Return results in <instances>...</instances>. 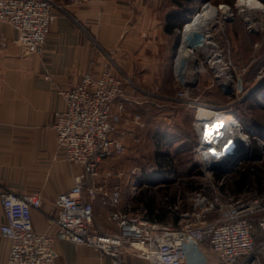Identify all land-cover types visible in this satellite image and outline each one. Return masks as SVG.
Returning <instances> with one entry per match:
<instances>
[{"label":"built area","instance_id":"2783aa9c","mask_svg":"<svg viewBox=\"0 0 264 264\" xmlns=\"http://www.w3.org/2000/svg\"><path fill=\"white\" fill-rule=\"evenodd\" d=\"M70 1L82 4L88 0ZM60 11H64V6L55 0H0V22L18 32L17 42L25 54L42 53ZM239 17L248 33L264 35L263 0L217 4L206 0L182 27L174 62L176 97L198 112L210 108L191 94V88L210 72L223 92L238 100L253 95L264 97V65L249 85L245 81L247 68L235 72L225 33L226 23ZM189 23H196V28L187 37ZM262 44L256 42V49ZM96 50L105 57L101 69L88 70L74 86L58 89L66 107L57 112L53 127L65 159L79 167L80 172L75 174L74 184L56 196L59 211L56 218L49 220V229L38 231L33 225V209L43 203L40 191L17 193L4 187L0 192L4 216L0 235L10 242L6 264H56V244L60 240L99 250L105 259L91 264H130L128 255L147 264H264V194L234 199L213 184L208 192L179 197L172 205L179 212V220L174 223L120 207L123 193L118 184L111 189L90 184L102 174L106 160L127 150L126 134H116L121 114L113 112L114 104L119 101L124 110L126 102L140 104L158 95V87H146L144 70L130 73L124 69L117 47L96 42ZM233 115L249 140L245 152L249 151L253 125ZM134 119L138 127L145 126L142 113H136ZM195 124L198 126V118ZM200 141L201 145L206 144L201 136ZM106 172L112 174L111 170ZM96 196L110 207L108 226L115 224V229L94 227ZM185 203L189 205L187 209L182 208ZM204 249L211 250L215 258Z\"/></svg>","mask_w":264,"mask_h":264},{"label":"crops","instance_id":"0c3cea01","mask_svg":"<svg viewBox=\"0 0 264 264\" xmlns=\"http://www.w3.org/2000/svg\"><path fill=\"white\" fill-rule=\"evenodd\" d=\"M62 2L66 9L58 12L40 54H25L17 42L18 32L0 22V192L4 187L17 193L41 192L43 203L33 209V225L38 231L49 229V220L59 211L56 196L74 184L78 171L65 159L53 127L57 112L66 107L58 89L74 86L88 70L101 69L105 57L96 50V42L118 47L126 71L151 72L159 65V45L168 34L164 0ZM152 76L148 73L147 78ZM140 105L126 102L122 110L119 101L114 104L113 112L121 114L117 135L140 128L134 119ZM260 124L258 130L264 138V125ZM126 190L123 186V196ZM97 203L104 219L110 207L96 196L94 213ZM3 218L0 199V221ZM115 228V224L107 227ZM9 248V240L0 235V264H6ZM56 248V264H91L105 259L99 250L68 240L58 241ZM204 251L215 258L211 250ZM127 259L130 264H147L134 255Z\"/></svg>","mask_w":264,"mask_h":264},{"label":"rangeland","instance_id":"374dc122","mask_svg":"<svg viewBox=\"0 0 264 264\" xmlns=\"http://www.w3.org/2000/svg\"><path fill=\"white\" fill-rule=\"evenodd\" d=\"M55 1L62 4L65 11L66 7L62 0ZM204 1L206 0H195V3L190 4L191 15ZM210 1L215 4L233 2L232 0ZM69 2L71 1L69 0ZM165 8L167 7L165 6ZM182 27L179 28L181 30L176 29L173 34H167L159 45L157 53L159 65L151 72L149 70L145 72L146 87H158V95L150 98L149 101L140 103V112L144 116L145 126L136 128V131L128 129L125 133L128 143L126 152L121 156L106 160L103 164L102 174L94 178L95 182L93 179L90 181L100 189H111L117 184L122 189L123 186L126 187L127 190L122 196L120 207L137 211L142 215H145V209L136 197L142 189L148 188V184L143 178L144 175L159 168V160L156 155L159 150L169 154V162L172 166H166L164 178L173 180L169 184L158 182L159 184L150 187L160 205L169 206L168 197H171L172 193L177 199L179 197L185 199L199 191H210L213 184H216L225 196L234 199L247 198L254 192H264V179L261 183L258 182V177L264 178V152L262 151L264 138L254 125V132L250 134L249 151L239 154L227 170L206 171L204 159H206L205 150L208 148L207 145H201V132L195 124L197 118L198 122L203 116L213 119L215 111L223 110V112H219L239 114L238 116L248 117L250 122L258 120L264 125V97L253 95L250 97L251 103L238 100L234 95L223 92L210 72L203 75L191 88V94L195 98L208 104L210 108L208 112H198L196 107L189 106L179 100L176 97L178 84L174 73V62L182 40ZM225 35L230 41L231 57L236 65L235 72L240 73L247 68L245 81L249 85L255 73L264 65L262 61L255 62L262 49H256L255 43L260 41L264 43V36L248 33L243 26L241 17L226 23ZM177 39L179 41L175 47ZM139 71L141 70H137V72ZM148 73H152V79L147 78ZM249 113L251 114L249 115ZM241 122H244L242 118ZM258 145L261 148L260 152L255 153ZM248 167H250L249 172L247 171ZM77 170L76 174L80 172L79 167ZM107 170H111L112 174H107ZM245 171L248 173V179L243 186V191L240 179ZM158 181H162V178ZM159 185L162 186L159 187ZM173 204L174 202H171V208H173ZM188 207L187 203L182 206L183 209ZM94 214V227L99 230H107L109 227L107 215L104 219L101 218L99 203L95 205Z\"/></svg>","mask_w":264,"mask_h":264},{"label":"trees","instance_id":"16d2710c","mask_svg":"<svg viewBox=\"0 0 264 264\" xmlns=\"http://www.w3.org/2000/svg\"><path fill=\"white\" fill-rule=\"evenodd\" d=\"M195 0H164V6L168 8V12L165 16L164 20V30L168 34H173L176 29H179L183 26V23L186 22L191 16L192 9L190 7V4H193ZM234 1V0H232ZM264 1V0H263ZM195 3V2H194ZM179 39H177V42L175 44V47H177ZM262 49L259 51V58L257 57L255 62H261L264 63V43L261 47ZM239 115V114H238ZM240 117L244 120V122H248L254 126H256L258 129H261V124L258 120H251L248 117H244L240 115ZM260 152V147L258 145V148L255 149V153ZM157 157L159 160V168L155 169L151 173H147L144 175L145 182L148 184V188L142 189L140 194L136 197L138 202H141L144 209H145V215L146 217L150 219H156L161 222H174L177 223L179 219V212L173 208H171V202H176L177 197H175L172 193L171 197L169 198V206L168 205H160V203L157 201L156 195L151 191L150 187L154 186L156 184H169L172 183L173 180L164 178L165 176V168L166 166H172L169 162V154L167 152H161L160 150L157 152ZM250 167L247 168V171L249 172ZM245 171L244 175H242L240 179V185L243 187L247 183L248 179V173ZM220 176V175H219ZM258 177V176H257ZM162 181H158V179H161ZM263 177H258V182L263 181ZM162 185H159V187ZM170 189V187H169ZM133 211V210H131Z\"/></svg>","mask_w":264,"mask_h":264},{"label":"bare ground","instance_id":"6f19581e","mask_svg":"<svg viewBox=\"0 0 264 264\" xmlns=\"http://www.w3.org/2000/svg\"><path fill=\"white\" fill-rule=\"evenodd\" d=\"M200 19L205 20L204 17ZM195 28L196 23H189L185 36L188 37V33ZM204 111L208 112V109L200 110V112ZM198 128L201 132L202 141L206 143L204 145H207L208 148L205 150L206 159H204L208 172L213 170L212 167L214 166L221 168L227 166L231 160L239 155L242 148L246 150L249 143L247 136L240 128L239 121L233 114L218 111L213 119L203 116L198 122Z\"/></svg>","mask_w":264,"mask_h":264},{"label":"water","instance_id":"95a60500","mask_svg":"<svg viewBox=\"0 0 264 264\" xmlns=\"http://www.w3.org/2000/svg\"><path fill=\"white\" fill-rule=\"evenodd\" d=\"M224 139H225V138H224ZM244 152H245V149L242 148V151H241L239 154H242V153H244ZM237 156H238V155H237ZM237 156H236V157H237ZM236 157H235V158H236ZM235 158H234V159H235ZM234 159H233V160H234ZM233 160H231V162H232ZM231 162H230L227 166H225V167H223V168H221V167H219V166H217V167L214 166V167H212V168H213V170H214V169L227 170V169L229 168L228 166L231 164Z\"/></svg>","mask_w":264,"mask_h":264}]
</instances>
